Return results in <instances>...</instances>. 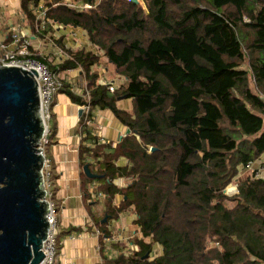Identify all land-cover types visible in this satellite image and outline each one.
<instances>
[{
    "label": "trees",
    "instance_id": "obj_1",
    "mask_svg": "<svg viewBox=\"0 0 264 264\" xmlns=\"http://www.w3.org/2000/svg\"><path fill=\"white\" fill-rule=\"evenodd\" d=\"M65 1L21 0V6L35 28L30 8L45 2L48 19L84 29L125 82L113 93L98 85L91 67L100 59L91 53H70L57 67L40 60L56 73L83 67L92 109L112 110L133 133L115 149L80 148L83 166L98 176L84 185L100 181L107 196L104 219L131 210L142 234L132 240L137 250L103 264H264V178L242 174L264 156V0L54 7ZM122 99H134L135 118L117 109ZM121 157L129 166L117 167ZM116 178H128L127 188L118 191ZM232 185H238L233 196L226 194ZM104 219L98 225L107 231ZM157 245L162 253L153 257Z\"/></svg>",
    "mask_w": 264,
    "mask_h": 264
},
{
    "label": "crops",
    "instance_id": "obj_2",
    "mask_svg": "<svg viewBox=\"0 0 264 264\" xmlns=\"http://www.w3.org/2000/svg\"><path fill=\"white\" fill-rule=\"evenodd\" d=\"M139 1L141 5H144L142 0ZM52 2L53 0H49V3ZM83 4L91 3L86 0L79 2L66 0L63 4L56 3L54 7L64 5L75 9L70 5L80 8L84 6ZM30 9L34 16L36 11H46L47 30L45 32L40 33L37 27H34L30 14H26L21 6V0H0V42L6 46L7 50H14L11 36L18 32L25 37H30L32 49L45 56L52 66L57 67L65 62L70 58V53H91L100 59L91 67V73L98 76V85L117 89L124 84L125 79L117 74L114 66L107 64L104 52L90 42L89 35L84 29L64 26L48 19L49 7L45 2L32 6ZM56 74L65 80L69 93L76 98H82L80 91L87 85V75L83 67ZM116 106L127 118L130 115L135 118L134 99L119 100ZM80 110L82 106L72 101L65 91L61 90L56 95L52 110L54 134L47 154L54 164V177L56 175L57 179V187L56 190L54 189L55 200L60 203L58 238L61 236V241L58 244V264H103L105 258L111 259L120 253L128 255L133 252L132 249L137 250L132 240L135 237L142 239V234L140 229L136 228L137 216L131 210L123 212L118 220L108 219L107 231L98 225V221L105 218L107 196L104 194L103 201L95 198L97 194L102 193L99 192L102 185L100 181H92L89 185H84V181L87 182L90 178L84 172V160H82L80 148H86L85 144L93 140L94 133H99L107 145L116 144V147L133 133L112 110L99 108L94 110L92 122L87 124L85 129L87 132H83L80 127L83 113L80 116ZM136 137L139 140V137ZM88 161L90 159H87ZM256 163L251 164L253 166L251 171L255 172L256 176L258 174L257 177L264 178V156ZM129 164L130 162L123 157L117 161V167L120 168H125ZM113 184L118 191H122L128 186V178H116ZM86 190L90 192L88 200L85 198ZM226 192L231 193L230 195L237 193L238 185H232ZM122 201L123 197L119 192L115 197V205H119ZM69 231H72V234L65 235ZM155 251L157 255L162 253L158 245L153 249V257Z\"/></svg>",
    "mask_w": 264,
    "mask_h": 264
},
{
    "label": "water",
    "instance_id": "obj_3",
    "mask_svg": "<svg viewBox=\"0 0 264 264\" xmlns=\"http://www.w3.org/2000/svg\"><path fill=\"white\" fill-rule=\"evenodd\" d=\"M39 110L33 73L0 67V264H40L46 257L42 248L49 225L43 159L37 150L44 133ZM84 172L98 178L88 166Z\"/></svg>",
    "mask_w": 264,
    "mask_h": 264
},
{
    "label": "built area",
    "instance_id": "obj_4",
    "mask_svg": "<svg viewBox=\"0 0 264 264\" xmlns=\"http://www.w3.org/2000/svg\"><path fill=\"white\" fill-rule=\"evenodd\" d=\"M101 0H94L91 4H83V7L76 8L74 5L70 7L80 10H89L94 6L98 5ZM128 2H133V0H127ZM46 11L40 10L35 12L36 27L40 33L47 30V18L45 16ZM47 36V35H46ZM14 50H7L6 46L0 42V67L10 66L23 69L25 71L33 73V77L38 85L39 99H40V119L44 124V133L37 145L38 154L43 159V165L41 173L43 175V186L45 191L44 202L48 205V214H46V220L49 225L46 241L44 242V247L42 248L43 254L46 256L40 264H57L58 263V216L59 212L57 210L56 204L50 201L49 198L52 197L50 189L51 181V162L47 160V146L50 144V138L53 132L50 131V123L52 122V110L53 102L56 95L63 90L64 82L62 78L53 72L49 66L42 62L40 59L45 58V56L35 52L32 49V41L30 37H25L20 33H14L11 36ZM85 91L82 94V98L85 104L82 106L83 116L86 117V124L92 122L94 110L91 105V93L86 85L84 87ZM83 89V90H84ZM110 92H114L115 88L110 87ZM93 140L90 143L85 144L86 148H95L96 146H102L107 144L99 133L93 134ZM112 148L116 147V144L111 145ZM89 164H95L93 160L88 161ZM252 165L247 166V169L251 168ZM45 171L48 173L45 175ZM50 171V174H49ZM258 176V174H257ZM97 188V187H95ZM98 200H105V195L100 193L95 196Z\"/></svg>",
    "mask_w": 264,
    "mask_h": 264
},
{
    "label": "rangeland",
    "instance_id": "obj_5",
    "mask_svg": "<svg viewBox=\"0 0 264 264\" xmlns=\"http://www.w3.org/2000/svg\"><path fill=\"white\" fill-rule=\"evenodd\" d=\"M144 6V5H143ZM82 88H84V86L82 87ZM89 89V88H88ZM85 91V89L84 90H81L80 91V95H81V97H82V94H83V92ZM89 91H90V89H89ZM54 119V114H53V112H52V120ZM50 131L51 132H53V134H54V128L52 127V122L50 123ZM53 134H52V136H51V138H50V143H51V140H52V137H53ZM50 145V144H49ZM49 145L47 146V150H46V152L48 151V147H49ZM47 160H50V158H49V155L47 154ZM259 161H261V160H259ZM258 161V162H259ZM50 162H51V169H50V171H51V177H49V178H51V181H50V189H51V194H52V197L51 198H49L50 199V201H53L55 204H56V207H57V210H58V212H59V215H60V203L59 202H57V200H55V192H54V189L56 190V187H57V185H56V175H55V178H54V164H53V162L50 160ZM255 164V163H254ZM253 164V165H254ZM257 164V163H256ZM251 169L253 170V166H252V168H249V169H247L246 168V170H243L242 171V174H244V172H246V171H251ZM50 171H49V174H50ZM252 172V171H251ZM45 173V175L48 173L47 171H45L44 172ZM226 194H228V195H230L231 193H228V192H226ZM235 194H237V193H233L232 194V196L233 195H235ZM58 225H59V216H58ZM59 227V226H58ZM57 233H59L58 232V228H57ZM61 237V236H60ZM59 237V238H60ZM134 239H139V238H137V237H135ZM134 246H136V245H134ZM217 246V244H213L212 245V247H216ZM135 248V247H134ZM58 251V250H57ZM132 251L134 252L135 251V249H132ZM108 253H109V251H107ZM107 252L105 253L106 254V256L108 255L107 254ZM129 253V252H128ZM132 253V252H131ZM130 253V254H131ZM155 255H157V253H156V251H155ZM58 264V263H57Z\"/></svg>",
    "mask_w": 264,
    "mask_h": 264
}]
</instances>
